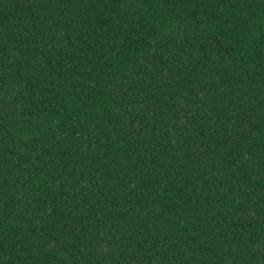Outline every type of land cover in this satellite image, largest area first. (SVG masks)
I'll return each mask as SVG.
<instances>
[{
	"label": "trees",
	"instance_id": "16d2710c",
	"mask_svg": "<svg viewBox=\"0 0 264 264\" xmlns=\"http://www.w3.org/2000/svg\"><path fill=\"white\" fill-rule=\"evenodd\" d=\"M0 264H264V0H0Z\"/></svg>",
	"mask_w": 264,
	"mask_h": 264
}]
</instances>
